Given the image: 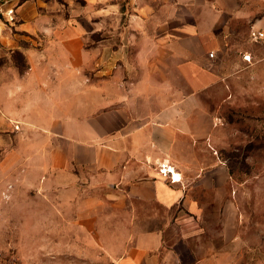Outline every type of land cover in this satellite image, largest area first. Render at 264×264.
<instances>
[{"label": "rangeland", "instance_id": "rangeland-1", "mask_svg": "<svg viewBox=\"0 0 264 264\" xmlns=\"http://www.w3.org/2000/svg\"><path fill=\"white\" fill-rule=\"evenodd\" d=\"M11 4L15 19L0 16V72L8 76L26 69L25 51L79 39L91 66L108 48L139 46L150 69L146 86L184 88L175 58L193 52L205 53L216 79L197 98L193 150L179 154L194 213L148 200L107 216L91 207L106 191L69 164V144L17 135L16 122L0 119V152L19 146L24 156L14 160L15 173L0 174V264H264V39L254 36L264 31V0ZM75 184L77 200L62 205L61 188Z\"/></svg>", "mask_w": 264, "mask_h": 264}, {"label": "crops", "instance_id": "crops-1", "mask_svg": "<svg viewBox=\"0 0 264 264\" xmlns=\"http://www.w3.org/2000/svg\"><path fill=\"white\" fill-rule=\"evenodd\" d=\"M108 49L106 60L92 66L79 39L25 51L22 73L0 72V119L9 127L16 122L22 129L17 135L69 144V164L90 176L92 189L106 191L91 207L98 206L107 216L111 210L145 208L148 200L162 208L181 205L196 212L197 202L182 187L179 154L184 147L193 150L195 113L203 109L197 98L216 79L206 67L208 58L194 52L176 57L184 88H165L161 83L145 85L150 69L139 46ZM177 94L182 96L174 99ZM39 147L33 144V152ZM18 148L0 152V174L8 168L10 174L17 171L14 160L24 157ZM161 166L170 167L180 180L171 182ZM78 187L61 188L62 205L77 200Z\"/></svg>", "mask_w": 264, "mask_h": 264}, {"label": "built area", "instance_id": "built-area-1", "mask_svg": "<svg viewBox=\"0 0 264 264\" xmlns=\"http://www.w3.org/2000/svg\"><path fill=\"white\" fill-rule=\"evenodd\" d=\"M12 0H0V16L8 21H13L15 19V6L11 4ZM257 39H264V31H258L254 34ZM2 49V42L0 40V51ZM212 54H210L211 56ZM161 171V170H160ZM170 174V173H169ZM171 182H175L170 174Z\"/></svg>", "mask_w": 264, "mask_h": 264}, {"label": "bare ground", "instance_id": "bare-ground-1", "mask_svg": "<svg viewBox=\"0 0 264 264\" xmlns=\"http://www.w3.org/2000/svg\"><path fill=\"white\" fill-rule=\"evenodd\" d=\"M166 166V165H165ZM161 173L164 175V174H168V173H170V174H172V177H173V179L175 180V181H179L180 180V177H179V175L178 174H175L174 172H173V170L170 168V167H167V168H164L163 166H161Z\"/></svg>", "mask_w": 264, "mask_h": 264}]
</instances>
